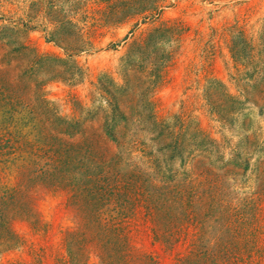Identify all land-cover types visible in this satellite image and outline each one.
I'll list each match as a JSON object with an SVG mask.
<instances>
[{
  "label": "rangeland",
  "instance_id": "rangeland-1",
  "mask_svg": "<svg viewBox=\"0 0 264 264\" xmlns=\"http://www.w3.org/2000/svg\"><path fill=\"white\" fill-rule=\"evenodd\" d=\"M8 26L67 62L62 73L43 77L44 93L110 151L117 145L104 136V124L109 102L119 101L127 130L143 128L146 150L170 157L180 179H200L208 168L231 198L264 192V0H0V29ZM136 112L145 114L140 124ZM151 112L163 128L151 123ZM177 144L185 146L181 157L174 155ZM167 145L165 155L158 152ZM35 195L51 232L36 235L16 223L21 238L0 240V264L69 259L74 241L66 242L63 231L84 221L65 208L64 196L41 188ZM100 240L87 239L78 264H102ZM149 249L139 240L134 256Z\"/></svg>",
  "mask_w": 264,
  "mask_h": 264
},
{
  "label": "trees",
  "instance_id": "trees-1",
  "mask_svg": "<svg viewBox=\"0 0 264 264\" xmlns=\"http://www.w3.org/2000/svg\"><path fill=\"white\" fill-rule=\"evenodd\" d=\"M21 31L0 29V240L19 241L18 222L36 235L51 232L36 210L41 188L64 196L65 208L84 221L63 231L65 241L74 242L60 264H78L77 250L92 235L102 239V264L134 258L143 264H264V192L235 200L208 168L200 179H180L170 157L146 150L143 128L127 130L129 115L119 101L109 102L104 124V136L117 145L110 151L98 133L80 118L61 115L46 97L43 77L62 73L67 62L40 52ZM144 115L133 116L140 124ZM184 147L177 144L174 155L181 157ZM167 148L158 152L165 155ZM139 240L150 249L136 257Z\"/></svg>",
  "mask_w": 264,
  "mask_h": 264
}]
</instances>
